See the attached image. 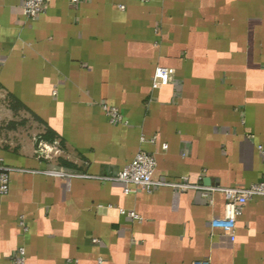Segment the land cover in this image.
I'll use <instances>...</instances> for the list:
<instances>
[{"label": "crops", "instance_id": "0c3cea01", "mask_svg": "<svg viewBox=\"0 0 264 264\" xmlns=\"http://www.w3.org/2000/svg\"><path fill=\"white\" fill-rule=\"evenodd\" d=\"M157 67L174 71L170 84L154 87ZM0 93L32 126L16 149L0 143L14 169L0 195V264L20 246L25 264H264L262 199L244 206L232 241L210 234L221 193L209 205L195 191L126 193L103 179L143 150L155 180L260 181L264 0H50L35 20L21 0H0ZM102 105L127 124L112 125ZM30 135L53 152L36 153Z\"/></svg>", "mask_w": 264, "mask_h": 264}, {"label": "built area", "instance_id": "2783aa9c", "mask_svg": "<svg viewBox=\"0 0 264 264\" xmlns=\"http://www.w3.org/2000/svg\"><path fill=\"white\" fill-rule=\"evenodd\" d=\"M76 2L77 0H72ZM50 0H21V7L23 15L29 20H35L41 14H44L48 8ZM174 79V71L165 67H157L154 77V87L164 86L170 84ZM104 112L106 113L109 122L112 125H126L119 109L115 106L102 105ZM142 142L154 143L156 136H152L150 139L145 137L141 138ZM56 143L48 144L41 141L39 144V151L36 153L45 154L53 152V148ZM163 149L167 148V145L162 146ZM256 150L263 159L264 167V145L257 144ZM157 167V161L154 155L139 150L132 161L121 171L113 176L104 177L103 179L111 182L122 183L126 186L125 192H129V186H133L138 190L146 193H152L159 188H170L174 193H187L189 191H195L200 193L201 197L205 199L209 205L213 203V197L217 193H221L224 196V213L222 217H214L210 222V234L214 235L215 231H220L223 235L227 236L232 241L235 240V229L237 218L241 215L244 206L255 198H260L264 202V170L260 181L253 183L245 188L236 187H221L216 184H204L202 182L190 183L186 177H182L179 181L166 182L161 180H155L153 178L154 172ZM14 171L11 167H8L2 163L0 159V195H6L9 191L10 173ZM48 175L54 177H72L76 176L73 173L66 171H48ZM202 180V179H201ZM122 214H126L132 219H139V216L132 211L125 212L120 210ZM19 227L23 233L28 231V227L23 219L20 218ZM93 244H97L98 240L93 239ZM13 264H25V248L20 246L16 249L12 256ZM97 264H106L102 257L97 259ZM192 264H210L209 261H196Z\"/></svg>", "mask_w": 264, "mask_h": 264}, {"label": "rangeland", "instance_id": "374dc122", "mask_svg": "<svg viewBox=\"0 0 264 264\" xmlns=\"http://www.w3.org/2000/svg\"><path fill=\"white\" fill-rule=\"evenodd\" d=\"M21 110L15 105L7 103L5 96L0 93V143L9 149H16L18 144H23V140L26 138L25 134L29 133L32 128L28 120L22 119L18 115V111ZM29 138L33 142L34 150L39 151L41 139L31 135Z\"/></svg>", "mask_w": 264, "mask_h": 264}, {"label": "trees", "instance_id": "16d2710c", "mask_svg": "<svg viewBox=\"0 0 264 264\" xmlns=\"http://www.w3.org/2000/svg\"><path fill=\"white\" fill-rule=\"evenodd\" d=\"M43 139L48 142H52V136L50 134H46Z\"/></svg>", "mask_w": 264, "mask_h": 264}]
</instances>
